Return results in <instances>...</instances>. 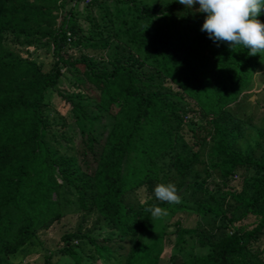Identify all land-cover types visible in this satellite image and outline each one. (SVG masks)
I'll list each match as a JSON object with an SVG mask.
<instances>
[{"label": "trees", "instance_id": "1", "mask_svg": "<svg viewBox=\"0 0 264 264\" xmlns=\"http://www.w3.org/2000/svg\"><path fill=\"white\" fill-rule=\"evenodd\" d=\"M95 1L112 5L103 42L121 46L122 58L99 63L88 55H63L73 42L83 47L95 42L75 24L70 7L56 23L59 0H0L6 16L0 23V264H25L11 258L38 230L91 208L108 229L106 239L140 245L151 218L145 208L151 205L171 214L189 208L225 229L211 240L197 239L203 253L173 264H264V128H255L258 154L241 151L234 142L244 134V119L228 110L249 87L255 60L264 54L252 56L247 48L232 50L210 39L200 30L206 14L197 11L198 4L86 3ZM257 19L264 23V9ZM7 34L25 43L49 42V68L42 70L5 47ZM76 63L83 67L79 73ZM62 69L73 70L79 91L58 94L86 122L74 155L59 151L60 131L43 110L46 92ZM153 80L168 90L152 89ZM185 121L189 143L178 149ZM197 164L201 167L195 170ZM168 177L178 179L177 189L188 195L178 194V204L154 196V187ZM139 191L144 194L136 203L125 199ZM172 226L175 252L168 261L183 249L185 237L196 233L178 219ZM168 237L159 226L150 238L148 259L128 252L123 264H160ZM74 238H84L98 259L110 253L105 241L87 232L64 231L57 258L45 255L44 264H86L71 243Z\"/></svg>", "mask_w": 264, "mask_h": 264}, {"label": "rangeland", "instance_id": "2", "mask_svg": "<svg viewBox=\"0 0 264 264\" xmlns=\"http://www.w3.org/2000/svg\"><path fill=\"white\" fill-rule=\"evenodd\" d=\"M59 3H61V6L56 23H58L64 13L68 12V8L70 7L75 24L82 29L84 36L89 34L88 36L91 38V41L95 42L94 47H83L73 42L61 50L63 55L70 57V59L88 55L94 57L99 63L114 58V56L116 58H122L124 51L121 49V46L117 47L116 42L113 40L108 44H104L103 42V37L106 35V29L109 25L106 14L112 11L110 2L95 1L87 4L86 0H59ZM5 19V9L1 8L0 23H3ZM4 45L21 57L33 59L42 70H47L51 64V46L44 39L32 43H25L21 39L14 40L11 35L7 34L4 36ZM255 61L256 64L249 87L244 90L246 92H244L243 96H239L237 100L228 105V110L236 117L244 119V134L234 142V146L241 151H250L254 155H257L260 150V140L257 142L258 138L255 134V128H264V58H258ZM75 67L78 73L83 68L81 63H76ZM74 77L75 74L72 69H62L57 84L47 90L43 107L44 113L51 123L50 125L60 131L58 140L60 143L58 146L59 151L69 155H74L77 152L80 145V132L86 127V122L80 117H77L71 110L69 103L58 94V91L61 94L76 93L79 91ZM155 82L153 80V83L150 84L152 89L168 90L165 83L158 85ZM173 90L174 88L170 91ZM86 107V110L90 109L89 106ZM182 124L183 126L178 132L182 138L178 141V149L185 147V144L182 145L181 143H189L188 122L185 121ZM200 167L201 165L197 164L195 170L200 169ZM177 181L178 179H170L168 177L162 183L167 184L171 182L175 184ZM177 190L178 194H182L185 197L188 196L182 187ZM143 194V191L136 192V194L128 193L125 195V199L129 202L136 203V200L141 199ZM160 207L167 209L164 206ZM167 212L168 215L166 217L157 219L150 218L143 242L140 245H133L126 238L119 239L115 236H112L110 240L106 239L108 229L93 208L66 214L47 228L38 230L36 236L30 242L26 243L22 247V250L16 253L11 259L15 262L25 264H44L43 257L49 255L50 261H55L57 255L54 254V251L61 245L60 234L64 231H70L79 233L87 232L97 242L101 243L105 241L110 248V253L106 257L98 259L93 253L91 245L84 238L71 239V243L75 245L74 249L86 258V264H123L128 252L134 253L141 261H146L150 253V238L159 226L163 225L164 231L169 237L164 238L165 249L160 264H173L190 254L197 255L203 253V248L198 245L199 240H211L215 236L225 232V229L215 228L219 221L210 217L195 215L189 208L186 211L174 212V214H171L168 209ZM175 219H178L184 227L195 228L196 233L194 236L185 237V241L182 244L183 249L177 252L178 254L172 255L171 261H168L167 257L175 252L172 244V235H170V232L173 230L172 222ZM261 240L264 242V235H262Z\"/></svg>", "mask_w": 264, "mask_h": 264}, {"label": "clouds", "instance_id": "3", "mask_svg": "<svg viewBox=\"0 0 264 264\" xmlns=\"http://www.w3.org/2000/svg\"><path fill=\"white\" fill-rule=\"evenodd\" d=\"M186 8L199 5L198 12L206 14L201 31L217 43H226L233 50L247 48L249 55L264 54V23L257 17L264 9V0H177ZM154 196L161 203L178 204L174 183H160L154 187ZM154 219L168 215L167 209L157 205L145 208Z\"/></svg>", "mask_w": 264, "mask_h": 264}, {"label": "built area", "instance_id": "4", "mask_svg": "<svg viewBox=\"0 0 264 264\" xmlns=\"http://www.w3.org/2000/svg\"><path fill=\"white\" fill-rule=\"evenodd\" d=\"M66 40H67V41L69 40V37H68V33H67V37H66Z\"/></svg>", "mask_w": 264, "mask_h": 264}, {"label": "crops", "instance_id": "5", "mask_svg": "<svg viewBox=\"0 0 264 264\" xmlns=\"http://www.w3.org/2000/svg\"><path fill=\"white\" fill-rule=\"evenodd\" d=\"M244 92H246V91H243L240 96H243Z\"/></svg>", "mask_w": 264, "mask_h": 264}]
</instances>
